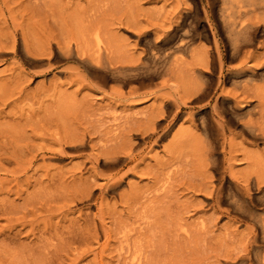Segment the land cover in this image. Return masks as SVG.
<instances>
[{
  "label": "rangeland",
  "instance_id": "1",
  "mask_svg": "<svg viewBox=\"0 0 264 264\" xmlns=\"http://www.w3.org/2000/svg\"><path fill=\"white\" fill-rule=\"evenodd\" d=\"M260 3L0 0V264H264Z\"/></svg>",
  "mask_w": 264,
  "mask_h": 264
},
{
  "label": "bare ground",
  "instance_id": "2",
  "mask_svg": "<svg viewBox=\"0 0 264 264\" xmlns=\"http://www.w3.org/2000/svg\"><path fill=\"white\" fill-rule=\"evenodd\" d=\"M232 1V0H231ZM250 1V0H249ZM254 2V1H253ZM252 2V3H253ZM261 3L264 4V0H261ZM260 3V4H261ZM242 6V5H241ZM260 8V7H259ZM240 10V9H239ZM255 11V10H254ZM240 12V11H238ZM241 13V12H240ZM237 14V13H236ZM232 16V15H231ZM243 17V16H242ZM233 20V19H232ZM257 23L253 21H240L239 23L233 21L227 22L229 32L231 35H235V38L232 39L234 48L240 50V48L246 44H251L254 41V35L257 31ZM98 52L102 49L101 42L97 44ZM242 49V48H241ZM103 52V50H102ZM164 54V53H163ZM99 56V55H98ZM97 56V57H98ZM102 56V55H101ZM99 58V57H98ZM176 107V106H175ZM140 259V258H139Z\"/></svg>",
  "mask_w": 264,
  "mask_h": 264
}]
</instances>
